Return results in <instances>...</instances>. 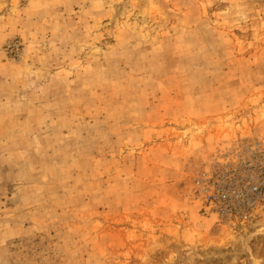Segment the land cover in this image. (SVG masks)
<instances>
[{
  "label": "rangeland",
  "instance_id": "rangeland-1",
  "mask_svg": "<svg viewBox=\"0 0 264 264\" xmlns=\"http://www.w3.org/2000/svg\"><path fill=\"white\" fill-rule=\"evenodd\" d=\"M250 143L264 0H0V264H264L195 194Z\"/></svg>",
  "mask_w": 264,
  "mask_h": 264
},
{
  "label": "built area",
  "instance_id": "built-area-1",
  "mask_svg": "<svg viewBox=\"0 0 264 264\" xmlns=\"http://www.w3.org/2000/svg\"><path fill=\"white\" fill-rule=\"evenodd\" d=\"M194 183L201 216L249 220L264 203V147L243 144L215 156Z\"/></svg>",
  "mask_w": 264,
  "mask_h": 264
}]
</instances>
